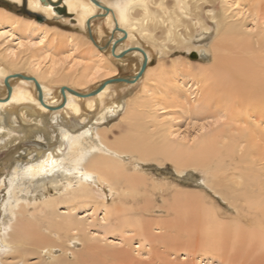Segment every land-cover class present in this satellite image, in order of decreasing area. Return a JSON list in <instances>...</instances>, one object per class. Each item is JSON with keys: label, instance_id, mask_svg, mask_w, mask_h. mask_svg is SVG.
<instances>
[{"label": "bare ground", "instance_id": "bare-ground-1", "mask_svg": "<svg viewBox=\"0 0 264 264\" xmlns=\"http://www.w3.org/2000/svg\"><path fill=\"white\" fill-rule=\"evenodd\" d=\"M8 1L23 2L28 10L34 14L42 15L47 20L63 17L64 20L71 21L74 27L76 26L84 32V35L79 34L82 38H79L78 35L76 37L74 33L75 36L69 33L70 36L67 37V41L71 47V43H73L74 48L78 45L82 47V43L88 44V59L93 61L91 58L93 56L98 59L92 62L93 65L80 64L76 66L74 64L69 68L66 67L68 68L66 71L56 68V62H52L49 67L42 69V66L40 67V64L37 63L38 61L35 62L29 58L18 59L17 49L27 45L19 41L16 48H6L0 56L8 61L11 69H14V71L0 69V144H5L12 137V134L16 131L15 125L20 126L22 133L26 134L27 131L24 126L16 121L17 116L25 120L24 122L28 123L25 126H30V128H39L38 126L42 125L41 116L46 113L56 117L63 114L64 119L70 120L69 123H62L59 126V140L56 145H47L42 150L33 148L34 151L36 150L35 157L25 161L20 166L13 167L6 197L1 206L0 250L14 245L16 250L20 252L24 250L21 248L27 244H39L40 250L45 249L44 253L50 256L51 260L55 262L54 264H95V261L90 260L89 256L80 253L82 249L78 252L77 247L70 249L54 243L61 241L60 234L63 231L68 233L71 230L78 229V224L75 220H71L72 217L69 214L61 215L56 211L59 202L51 196L44 197L39 202L36 201L43 197L38 199L34 197L37 193L40 196H45V192L50 187L59 194L70 193L66 198L68 201L92 199L94 198L95 185H100V187L105 185L111 194L116 195L112 199L111 205L102 203L105 208L111 209L108 210L109 214H114L115 221L109 225L111 230H116L119 235H122L129 231L123 228L124 226H132L134 233L140 235L149 244L151 242L153 244L155 242H159L158 244L163 243L166 248L174 251H177V248L182 245L188 247L191 240L190 235L185 237L184 241L178 242V239L183 235L178 234L179 229H176V227H179L173 223L171 218L167 222H159V220L154 222L157 228H165L170 231L169 233L162 237H159L160 235L158 236L155 232L152 233V230H154L152 225L154 224L150 225L148 220H145L144 212H150L149 209L153 205L148 206V203L142 205L139 201H136V196L141 194L138 191V179H141L140 176H142L139 168L141 163L144 165L143 162L152 159L170 161L178 173H183L186 168L200 169L205 172V180L200 179L204 185L220 194L223 199L232 202V204L237 200H242L246 205L245 208L253 211L249 220L250 237L253 236L256 239L259 250L264 249V180L261 178L260 169L253 158L255 154L258 155L255 152L260 149L262 144L258 143L257 138L252 136L260 131V125L253 124L254 121L250 119L254 114H257V116H262L261 118L264 120V54H260L262 48L250 50L253 45L251 41L253 34L250 35L244 30L242 21L237 19L232 20V22L228 18L227 11L229 7L223 6L219 17L210 14V18L217 24L216 36L211 46L213 57L210 68L196 69L189 67L186 72L202 80L203 84L199 98L204 105L203 110H207L212 104L219 110L223 108L229 112V118L232 120L233 125L228 124V129L218 128L202 134L195 143L187 144L172 139L171 131L149 130L144 124V118H150L152 121L157 119L156 111H158L159 103L168 102L167 100L174 98L173 93H176L177 90V80L172 78L177 71V67L174 65L167 68L162 63L163 65L161 64L160 68L155 71L154 78H152L155 83L150 84L146 89L143 88L141 96L130 97V101L127 102L123 111V116H120L128 124V130L126 129L124 132L120 128L113 132L111 129H101L96 125L120 110L122 103L117 100V94L113 93L114 86L120 82L107 83L100 91L91 96H78L72 94L66 88L86 93L90 90H78L74 86L78 85L79 87L86 84L92 78L104 77L115 69L113 64L109 65L110 63L106 61L105 54L102 51H108V54H111L110 58L118 62L129 56L138 57L139 65L136 70L131 75L124 76L129 79L133 78L139 71L144 56L146 65L142 74L132 82H123V84L130 85L140 80L139 78L149 70L147 64L150 55L136 40L131 45L126 46V43L138 37L154 43L156 39L153 31L158 23L162 25L166 38L173 42H181L185 35L179 28L182 23H185L182 17L184 15L189 16L188 13L191 12L192 3L190 0H168L169 8L166 7V0H97L107 10L97 6L91 0ZM225 1L222 2L225 4ZM238 1L237 3H239ZM243 4L245 3L243 2ZM97 14H100V17H95ZM96 19L109 26V32H107L108 34L103 43H101V37L104 34L100 36L93 35L92 23ZM87 21L88 25L86 24ZM201 24L205 29H208L202 20ZM0 25L8 28L0 31V37L4 36L5 33L11 36L16 32L26 33L32 31L33 33L36 31L41 38H44L47 37V31H51L47 24L36 19L19 16L3 7H0ZM61 32H56V36L60 37L58 33L61 34ZM258 35L261 36V34ZM53 37H55L54 33ZM119 38H122V40L116 43L112 53V44ZM53 39L55 40V38ZM63 39V41H66L65 38ZM57 40L60 39L57 38ZM83 40H86L87 44ZM185 41L187 39L183 40V42ZM107 42V47H104ZM129 48H138L141 52L130 50L121 57L117 56ZM24 49H27V47ZM199 55H202V53L199 52ZM102 57H105V59L102 60ZM16 58L19 62L22 61L23 66H26L28 74L18 70V72L15 71L18 66ZM13 74L33 77L39 84L42 102L38 100V92L32 80L9 77L10 91L8 93L4 85V78ZM107 76L102 78L99 83L113 78ZM45 79L52 82H61L59 83L58 94L50 95L49 88L44 84ZM51 81L48 82L51 83ZM207 82H210V84L208 85ZM28 86H32V89H29ZM60 87H65L64 96L61 95ZM53 90L55 91V89ZM196 90L198 94V89ZM62 100L64 101L63 105L56 107ZM82 104H85L87 112L97 111L92 122H88L87 118L80 115ZM27 116L28 118H26ZM236 122L241 125L235 127ZM155 123L159 125L157 122ZM155 123L154 126L156 127ZM231 127L235 128L232 130L233 132L229 130ZM33 136L40 139L42 135L33 134ZM34 143L43 144L37 140H30L26 144L37 146ZM239 151H241L240 154ZM237 159V164L232 167L233 171L229 175H225L231 163ZM241 163L244 164L243 167ZM131 164L133 165L132 169L130 168ZM3 182L4 178H0V186ZM21 185L23 189L20 187ZM140 185L144 186L145 184L141 182ZM30 192H32L31 195ZM180 195L179 193L172 195L171 200L173 203L170 209H177L175 211L177 213L182 212V209L179 210L183 203L190 204L197 201L200 205L202 204L197 197L192 196L187 200L186 196L183 198ZM130 197H135V199H130ZM115 198L117 201H115ZM129 200L132 202L129 203ZM37 203L41 207L35 208ZM115 203H117L116 208H114ZM30 206L34 207V210H29ZM236 210L238 212L237 208ZM211 212V214L206 212L208 215L203 212L205 223L204 225L201 224L200 235L204 247L216 249L217 242L213 236L215 232L230 228L238 229V226L235 221L229 225L218 224L214 211ZM209 215L210 218H208ZM200 216H202V212L197 213V217ZM185 218L187 217L182 218V220H185ZM237 220L239 219L237 218ZM202 222L203 219L200 223ZM43 225L48 231L47 234H42L39 231L44 227ZM183 229L181 228V230ZM183 232L181 231V233ZM244 234L249 235V232ZM81 241L82 239L79 236L72 235L67 242H70V246L73 247L78 244L82 246ZM57 247L63 250V258L55 254ZM23 254L19 255L22 256ZM67 254L72 257L71 260L66 259ZM128 256L126 258L131 260V256ZM109 258L112 260L120 259L119 264L127 263L125 254L120 249L115 253L105 254L102 259L108 260ZM237 259L241 261L240 264H244V258L238 256ZM121 261L123 262L121 263ZM115 264H117V261Z\"/></svg>", "mask_w": 264, "mask_h": 264}, {"label": "rangeland", "instance_id": "rangeland-1", "mask_svg": "<svg viewBox=\"0 0 264 264\" xmlns=\"http://www.w3.org/2000/svg\"><path fill=\"white\" fill-rule=\"evenodd\" d=\"M222 1L223 0H190V2L192 3L191 12L188 13L189 16L186 17V15H184L182 17V20L185 23H182L179 28L185 35L184 39H187V41L185 42H183L184 39L181 40V42H173L170 39L166 38L162 25L158 23L153 31L154 37L156 39L154 43L150 42L149 40H142L139 37L134 40L131 39L128 43H126V46L131 45L136 40L147 50L150 55V60L147 64L149 70L139 78L140 80L133 84L128 85L120 82L118 85L114 86L113 93L115 92V94H117V100L122 103V106L116 114H112L110 117L108 116L104 120H102L100 124H96L99 128H106L109 130L111 129L113 132H116L118 128H120L122 132L126 131V129L128 130V124L126 123V120L121 118L123 116V111L126 107L127 102L130 101V97L132 96H141L140 94L143 92V88L146 89L148 86H150V84L153 85L155 83L152 78H154L153 76L155 71L160 68L162 63L167 68L171 65L177 67L176 74L174 75V77L172 76V78H175L177 80V95L176 93H173L174 98L167 100L168 102L159 103L158 111H156L157 119H153L159 125H157L150 118H144V124L147 128H149V130L158 129L166 132L171 131L172 139H177L180 143L193 144L202 134L211 132L218 128L228 129V124L233 125L232 120L229 118V112H227V110H224L223 108L219 110V108L215 107L213 104L209 108H207V110H203L204 105L202 102H200L199 98L200 90L203 84L202 80L197 76H191V74H187L186 72L188 70L187 68L189 67L196 69L210 68V63L212 62L211 60L213 57L211 46L216 36L217 29V24L213 19L210 18V14L212 13L219 17L220 11L222 10L223 6L229 7L227 13L229 14L228 18L231 21L237 19L242 21L244 30L250 35L253 34V38L251 37L253 45L251 46L250 50H259L262 48V52H260V54H264V0H226L227 4L225 0V4ZM237 1L239 3H237ZM243 2L245 4H243ZM165 4L166 7L169 8L168 0L165 1ZM0 7H3L6 10H9L10 12L19 16L35 19L34 16H31L26 12L28 11L30 13H33L32 11L27 9L26 5L23 2L16 3L14 1L0 0ZM158 12L159 11L157 10V13ZM44 20L45 21H43V23L47 24V26L50 27L51 30L47 31V37L41 38L40 34L36 33V31L33 33L32 31L26 33L16 32V34L14 33V35L11 36L8 35V33H5L4 36L0 37V56L2 55V53H4L3 51L6 48H16L18 46L17 42L19 41L23 42L24 45L27 44L29 46H25L27 47V49H24V46L23 48L21 47L20 49H17L16 52L17 55H19L17 56L18 59L24 60L26 58H29L30 60H33L35 62L38 61L37 63L40 64V67L42 66V69L49 67L52 62H56V68H61L62 70L64 69V71H66L69 67H71V65H93L92 62L98 59L96 56H90L93 61H90L88 59V44L86 40L83 41L87 45L82 43V47L78 45V47L74 48L73 43H71L73 48L71 47V45L67 41V37H69L70 34H72V36H75L74 34H76V37L77 35L80 36L79 34L84 35V32L76 28V26L74 27L71 21L64 20L63 17L52 18L49 20L44 18ZM201 20L204 22V25L208 27V29H205V27L202 26ZM104 25V22L97 19L92 23L93 35L100 36L104 34L101 37V43L105 41L108 34L107 32H109V26ZM7 29L8 28L4 25H0V31H4ZM59 31H62L63 34L62 32L61 34L58 33L60 37L58 35L57 37L56 32ZM52 32L55 34V37H53L55 38V40L52 38ZM258 34H261V36ZM57 38L60 40L65 38L67 42L63 41L64 39L62 40V42H60V40H57ZM79 38L82 37L80 36ZM71 39H73V37H71ZM102 52H104L105 54L106 61L110 63L109 65L113 64V68H115L109 74L107 73L108 76L106 74L107 77L131 75L139 65L137 56H129L127 58L119 60L118 62L110 58L111 54L109 55L108 51ZM199 52L202 53V55H199ZM105 57H102V60H104ZM18 59V66L15 71L18 70L20 72L22 71L23 73L28 74L26 66H23L21 63L22 61L19 62ZM6 61V59L0 57V69L4 68V71H14V69H11L8 61ZM106 76L92 78L88 83L83 84L79 87L78 85H75L74 87L78 90L94 89L99 81L102 78H106ZM48 81L45 79L44 84L49 88L50 95L52 96L58 94V89L60 86L59 83L61 82L51 81L50 83ZM207 84L209 85L210 82H207ZM28 88L32 89V86H28ZM53 89H55V91ZM196 89H198V94L196 93ZM81 108L82 112L80 115L84 118H87L88 122H92L96 117L97 111L94 110L93 112H87L85 104H82ZM60 115H58V117L48 113L42 115V125L40 124L41 127L38 126L39 128H30V126H25L28 123L24 122L25 120H22L19 116H17L16 121L24 126L25 130L27 131L26 134L22 133V131L20 130V126L15 125L16 131L12 134V137H10L8 141L6 140L7 142H5V144H0V178H4V182L0 186V217L1 206L3 205L6 197V192L9 187V178L13 167L20 166L25 161L35 157L36 150L34 151L33 148L41 150L43 148L42 146H34L26 143L30 140H37L40 141V143H43L45 146L56 145L59 140V126H61L62 123L67 124L70 122V120H66L63 118V114ZM254 116L250 119L254 121L253 124L257 123L256 125H260V131H258L259 133L257 132V134L254 133L255 135L252 136L256 137V140H258V143H261L262 146L257 152H255L258 155L255 154L253 158L255 159V164L260 169L261 178L264 180V150H262L264 149V137H262L264 136V120L261 118L262 116H257V114H254ZM26 118H28V116ZM76 119L78 120V117ZM238 122L240 123V121ZM238 122L235 123V127L241 125L238 124ZM154 123L156 124V127L154 126ZM233 129L235 128L231 127L229 130L233 132ZM33 134L42 136L40 139H38L35 138ZM259 135L261 138L258 137ZM238 153L240 154L241 151H239ZM237 161L238 159L231 163V165L229 166L230 168L225 173V175H229L233 171L232 167L237 164ZM258 162L260 165L258 164ZM143 164L144 165H142L141 163V166L139 168V170L141 169L140 173L142 174V176H140V178L142 180L138 179V191L139 194L141 193L142 195H137L136 201H139L142 205L144 203H148V206L153 205V207L149 209L151 210L150 212H144L145 220H148L149 224L152 225L155 221L159 220V222H167L169 218H171L173 223L175 225H178L179 227L177 228L175 226L176 229H179L178 234L183 235V237L178 239V242L184 241L185 237L190 235L189 237L191 240L189 241L188 238L190 244L188 245V247H184V245H182L177 248V251H174L173 249L166 248V245H164L163 243L158 244L159 242H155V244H157L155 245L151 242V244H149V242L141 238L140 235H136V233H134V229L132 228V226H124L123 228L129 231L122 235H119L116 230H111V227L109 225L115 221V217L114 214H109L108 210L111 209L105 208L102 203L111 205L112 199L116 197V195L111 194L109 192V189L105 185L101 187L100 185L94 186L95 193L94 198L92 199H73L68 201L66 200V198H68L70 193L59 194L57 193V191H54L50 187L49 190L45 192V196H40V194L38 193L34 196L36 197V199L43 197L36 202L44 199V197L51 196L53 199L59 202L56 211L61 215L69 214V216L72 217L71 220H75L78 224V229L71 230L68 233L63 231L64 233L62 232L60 234L61 241H57L54 243L60 245L61 247L70 249H74L77 247L78 252H80L79 250L82 249L80 253L89 256L90 260L95 261V264H99V262H101L100 264H108V262L109 264H115L116 261L117 264H119L120 259H102L105 254L107 255L108 253H115V251H119V249L122 253L125 254V258L129 257L128 255L131 256V260H129V258H126L127 263L125 262V264H240L241 261L237 259L238 256H241L242 259L244 258V264H264V249L259 250V247H257L256 239L253 236L250 237L251 228L249 220L251 219L253 211L245 208L246 205L242 200H237L236 202H234V204H232V202L223 199L220 194L215 193L209 187L204 185L202 180H205V172L200 169L186 168L183 173H178L174 165L168 160L152 159L150 161L143 162ZM241 165L243 167L244 164L241 163ZM132 166L133 165L131 164V169ZM141 182H144L146 186H139V183L141 184ZM155 185L157 188L155 187ZM20 187L23 189L22 185ZM145 191L147 195L145 194ZM31 193L32 192H30V195ZM176 193L181 194L180 196H183V198L184 196H186L187 200L189 198H192V196L197 197L202 204L200 205V203L197 201H193V203L190 204L183 203L182 207H180L179 210L181 211L182 209V212L177 213L175 212L177 209H170V206L173 203L171 201L172 195ZM130 199H135V197H130ZM115 201H117L116 198ZM131 202L132 201L129 200V203ZM116 206L117 203H115L114 208H116ZM39 207L41 206L39 203H37L35 205V208ZM72 207L74 208L71 209ZM236 208L238 209V212ZM239 209L241 210L239 211ZM29 210H34V207L30 206ZM169 211L170 213H168ZM188 211L190 212V214ZM211 211H214L215 216L217 217L218 224L229 225L233 223V221H235L238 226V229L230 228L225 231L215 232L213 236L215 237L214 240H216L217 242L216 249H208L204 247V242L203 240H201L202 238L200 235L201 224L204 225L205 223L203 212L205 214H207L206 212H209L211 214ZM201 212L202 216H200L199 219L197 217V213ZM184 217L187 218H185V220H182V218ZM208 218H210V215ZM237 218L239 220H237ZM197 219L199 224L197 223ZM201 219H203L202 223H200ZM182 222L184 227L182 225ZM188 224H190L191 226H186ZM43 226L44 227H42L39 231L42 234H47L48 231L45 229V225ZM156 226L157 225L155 224L152 225L154 229L152 230V233L155 232L158 236L160 235L159 237L165 236L170 232L165 228L160 229ZM181 228L184 229L181 230ZM181 231L184 232L181 233ZM245 232H249V235H243V233ZM72 235L79 236V238L82 239V246L80 244L73 247L70 246V242L67 241ZM21 249L24 250L19 252L16 250V247L14 245H11L9 248L0 250V264L55 263L53 260H51L50 256L44 253L45 249L40 250L39 244L36 245L30 243L23 246V248ZM105 251L106 253L104 254ZM126 251L127 253H125ZM23 252L25 253L23 254ZM19 254L23 255L20 256ZM55 254H58L60 258L64 257L63 250H61V248L57 247ZM19 258H21L22 260H20ZM71 258L72 257L69 254L66 255V259L71 260ZM106 261L107 263H105ZM68 262L69 261L67 260V263ZM122 262L123 261H121V263Z\"/></svg>", "mask_w": 264, "mask_h": 264}, {"label": "water", "instance_id": "water-1", "mask_svg": "<svg viewBox=\"0 0 264 264\" xmlns=\"http://www.w3.org/2000/svg\"><path fill=\"white\" fill-rule=\"evenodd\" d=\"M92 2H94L97 6H101L103 7L105 10H107V8H105L104 6H102L99 1L97 0H91ZM29 15L31 16H34V18L37 20V21H45L43 16L39 15V14H33V13H30L28 11H26ZM95 17H100V14H97ZM86 24L88 25V21L86 22ZM89 37L92 39L91 35L89 34ZM122 40V38H119L117 39L113 44H112V47H111V51L113 53V50H114V47L116 45L117 42H120ZM107 44L108 42L104 45V47H107ZM130 50H138L141 52L140 49L138 48H129L127 50H124L122 51L120 54H118L117 56L118 57H121L123 56L126 52L130 51ZM145 65H146V59L145 57L143 56V60H142V63H141V66H140V69L139 71L137 72V74H135V76L131 79L127 78V77H124V76H117V77H113V78H109L107 80H103L102 82H100L94 89L86 92V93H80V92H77L75 90H72V89H69V88H66L69 92H71L72 94H75V95H78V96H91V95H94L96 94L98 91H100L104 86L105 84L107 83H118V82H132L133 80L137 79L143 72L144 68H145ZM9 77H15V78H23V79H26V80H32L34 82V86H35V89L37 90L38 92V100L40 102H42V98H41V91H40V87H39V84L36 82V80L31 77V76H26V75H22V74H13L11 76H7L4 78V85L6 86L7 88V92L9 93L10 91V86H9V82H8V79ZM64 89L65 87H60V92H61V95L64 96L63 92H64ZM64 99V98H63ZM63 100L62 102L57 105L56 107H60L61 105H63ZM53 108V107H51ZM55 108V107H54ZM36 144L37 146H42V147H45L44 144L42 145H39V143H34Z\"/></svg>", "mask_w": 264, "mask_h": 264}]
</instances>
